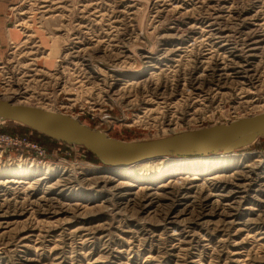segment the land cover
Segmentation results:
<instances>
[{"label":"rangeland","instance_id":"374dc122","mask_svg":"<svg viewBox=\"0 0 264 264\" xmlns=\"http://www.w3.org/2000/svg\"><path fill=\"white\" fill-rule=\"evenodd\" d=\"M0 99L128 143L261 114L264 0H0ZM261 134L117 170L0 120V264H264Z\"/></svg>","mask_w":264,"mask_h":264},{"label":"water","instance_id":"95a60500","mask_svg":"<svg viewBox=\"0 0 264 264\" xmlns=\"http://www.w3.org/2000/svg\"><path fill=\"white\" fill-rule=\"evenodd\" d=\"M0 120L24 126L61 142L87 148L106 167H123L166 157H200L216 152L229 153L252 143L264 131V112L204 129L139 142H121L89 128L77 119L38 107L0 99ZM262 135V134H261Z\"/></svg>","mask_w":264,"mask_h":264},{"label":"bare ground","instance_id":"6f19581e","mask_svg":"<svg viewBox=\"0 0 264 264\" xmlns=\"http://www.w3.org/2000/svg\"><path fill=\"white\" fill-rule=\"evenodd\" d=\"M17 123H20V124H22V125H24L23 123H21V122H17ZM264 132V131H263ZM262 132V133H263ZM233 151V150H232ZM220 153H223V155L222 156H217V155H215V154H220ZM233 157V155H230V156H227V155H225V153L224 152H216V153H212V154H209V155H204V156H200V157H195V158H193V157H178V159L180 158L181 160H185V161H182V162H184V163H181V164H186L187 165V163H188V161H186V160H191V161H195V160H197V159H201V160H203L204 162L203 163H205V165L206 164H215L216 162H218L219 161V159L221 158V159H223V160H226V161H228L229 159L228 158H232ZM166 158H171V159H173V157H166ZM149 161V160H148ZM146 162V161H145ZM202 162V161H201ZM144 162H142V163H137V164H134V165H131V166H123V167H112V169H126V168H129V167H134V166H136V165H139V164H143ZM189 164H191V163H189ZM192 165H194V163H192ZM180 179V178H179Z\"/></svg>","mask_w":264,"mask_h":264}]
</instances>
